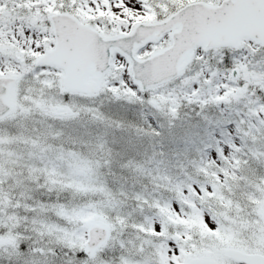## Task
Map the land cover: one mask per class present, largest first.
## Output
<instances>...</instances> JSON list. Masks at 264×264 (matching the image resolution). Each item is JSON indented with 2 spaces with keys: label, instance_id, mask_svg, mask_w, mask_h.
Segmentation results:
<instances>
[{
  "label": "snow or ice",
  "instance_id": "1",
  "mask_svg": "<svg viewBox=\"0 0 264 264\" xmlns=\"http://www.w3.org/2000/svg\"><path fill=\"white\" fill-rule=\"evenodd\" d=\"M0 264H264V0H0Z\"/></svg>",
  "mask_w": 264,
  "mask_h": 264
}]
</instances>
